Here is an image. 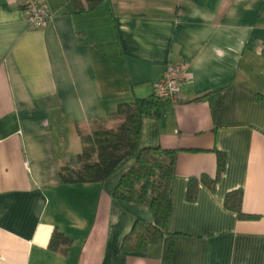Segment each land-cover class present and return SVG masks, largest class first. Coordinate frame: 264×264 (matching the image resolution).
Returning <instances> with one entry per match:
<instances>
[{
  "label": "crops",
  "instance_id": "crops-1",
  "mask_svg": "<svg viewBox=\"0 0 264 264\" xmlns=\"http://www.w3.org/2000/svg\"><path fill=\"white\" fill-rule=\"evenodd\" d=\"M29 29L0 0V264H264V0H106L72 11L44 0ZM169 64H184L181 100L142 119L140 146L177 149L168 233L140 252L122 243L147 205L113 197L132 161L100 183L62 184L81 151L77 128L153 94ZM213 189L190 178L216 173ZM242 190L238 219L225 195ZM57 228L68 246L48 248ZM171 247V252L168 249Z\"/></svg>",
  "mask_w": 264,
  "mask_h": 264
},
{
  "label": "trees",
  "instance_id": "trees-1",
  "mask_svg": "<svg viewBox=\"0 0 264 264\" xmlns=\"http://www.w3.org/2000/svg\"><path fill=\"white\" fill-rule=\"evenodd\" d=\"M68 1L73 12L81 13L97 8L106 0ZM165 102L167 101L158 98L153 92L146 97L119 103L108 115V119L117 121L114 126L108 127L104 119H99L89 126L88 133L77 128L82 143L81 151L58 171V180L62 184L100 183L125 163L132 161L120 175L113 197L129 203L147 205L153 220L147 222L139 217L135 219L122 243L123 250L129 253L144 250L168 233L177 149L140 146L143 117L158 114ZM224 166L225 154L216 151L215 176L202 174L199 178H190L186 190L187 200H194L200 183L213 189ZM224 206L235 212L238 219L257 218L242 210L241 189L228 192ZM69 243L70 238L54 228L48 248L54 251L59 246H68ZM170 252L171 247L168 249V253Z\"/></svg>",
  "mask_w": 264,
  "mask_h": 264
},
{
  "label": "built area",
  "instance_id": "built-area-1",
  "mask_svg": "<svg viewBox=\"0 0 264 264\" xmlns=\"http://www.w3.org/2000/svg\"><path fill=\"white\" fill-rule=\"evenodd\" d=\"M16 3L26 13V22L29 29L42 27L49 18V11L44 0H8ZM184 64H169L163 75L153 82L154 94L169 103L176 104L181 100V86L186 79Z\"/></svg>",
  "mask_w": 264,
  "mask_h": 264
}]
</instances>
